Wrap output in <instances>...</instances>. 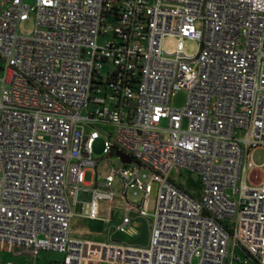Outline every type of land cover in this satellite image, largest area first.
Instances as JSON below:
<instances>
[{
	"label": "built area",
	"instance_id": "1",
	"mask_svg": "<svg viewBox=\"0 0 264 264\" xmlns=\"http://www.w3.org/2000/svg\"><path fill=\"white\" fill-rule=\"evenodd\" d=\"M32 16L34 31L20 33ZM168 35L179 41L172 53ZM185 39L199 42L196 55L184 52ZM180 91L187 100L177 109ZM98 122L116 128L104 152L119 162L104 180ZM258 148L264 0H0V244L35 259L60 253L58 264H264ZM183 169L199 177L197 195L180 181ZM117 177L125 210L114 229L131 237L132 212L150 215L158 185L146 245L72 233L82 193L91 196L89 217L110 225L99 203L116 196ZM132 187L144 192L140 204L127 197Z\"/></svg>",
	"mask_w": 264,
	"mask_h": 264
},
{
	"label": "rangeland",
	"instance_id": "2",
	"mask_svg": "<svg viewBox=\"0 0 264 264\" xmlns=\"http://www.w3.org/2000/svg\"><path fill=\"white\" fill-rule=\"evenodd\" d=\"M27 3L34 5L36 3V0H25ZM35 28V18L32 16L29 20L23 21L19 25V31L22 34H30L34 31ZM178 39L175 36L168 35L164 37L163 39V48L168 53L174 52L178 47ZM184 46V52L189 56H194L197 54L199 50V42L196 40L191 39H185L183 41ZM187 100V94L185 91L178 92L171 100V105L174 108L180 109L183 108L186 105ZM97 128L100 130L102 134V138L98 139L94 146V157L99 159L98 166L96 168V171L98 173V176L101 180H104L109 174H111L113 166H116L119 162L117 156L107 157V154L104 152V141L109 136V132L115 133L116 128L113 124L109 122H98L96 125ZM254 162L258 166H262L264 164V149L258 148L254 152L253 156ZM262 171L252 173V177L256 178ZM182 177L180 178V181L186 186L187 189H189L193 194L197 195L199 191L201 190V183L199 180V177L190 172L187 169H183ZM139 179L144 183H149L151 179V171L149 169H141L138 174ZM92 179V172L89 171L86 175V180L90 181ZM112 192L115 195H119L124 190L123 180L121 177H117L115 181L112 184L111 187ZM157 190L158 185L157 183L152 184V191L149 195L148 199V217H140L137 214L132 212V217L134 220V226L139 230L138 234L134 237L117 233L118 238H120L123 241L131 242V243H137L140 245H146L149 241V235H150V225L154 219V213L156 209V201H157ZM0 197H1V187H0ZM128 199L135 203L140 204L144 197V192L139 189L138 187H132L129 188L127 192ZM91 203L86 202L84 207V213L88 212L90 210ZM120 219L122 218V215H119ZM238 255L245 260L246 254L242 250L237 251ZM62 258V254L54 252V251H46L43 250L39 254V259H35V257L31 254L21 253L16 250V248L8 243H1L0 244V264H7L8 262H11L12 264H46L51 259L52 260H59ZM235 264H239L236 262ZM243 264H255L252 261L245 262Z\"/></svg>",
	"mask_w": 264,
	"mask_h": 264
},
{
	"label": "crops",
	"instance_id": "3",
	"mask_svg": "<svg viewBox=\"0 0 264 264\" xmlns=\"http://www.w3.org/2000/svg\"><path fill=\"white\" fill-rule=\"evenodd\" d=\"M88 173V172H87ZM90 195L87 193H82L80 198L84 200V207L86 202H89ZM83 203L72 202V210L74 216L71 222L72 233L75 236L88 240H97V241H109L117 240L123 241L118 238L117 233L114 229V226L121 222L119 215L124 214L125 206L119 195H116L112 200H103L99 203V214L101 217L110 215V225H107L103 219H92L89 217V212L84 213V208H82ZM133 218V217H132ZM138 218L137 216L135 219ZM133 218V224L134 220ZM136 228V227H135ZM137 229V228H136ZM137 231H139L137 229ZM47 262L46 264H49ZM104 264V263H100Z\"/></svg>",
	"mask_w": 264,
	"mask_h": 264
},
{
	"label": "water",
	"instance_id": "4",
	"mask_svg": "<svg viewBox=\"0 0 264 264\" xmlns=\"http://www.w3.org/2000/svg\"><path fill=\"white\" fill-rule=\"evenodd\" d=\"M117 154L122 158L124 162L131 163V159L127 157L126 155H124L123 153L118 152Z\"/></svg>",
	"mask_w": 264,
	"mask_h": 264
},
{
	"label": "trees",
	"instance_id": "5",
	"mask_svg": "<svg viewBox=\"0 0 264 264\" xmlns=\"http://www.w3.org/2000/svg\"><path fill=\"white\" fill-rule=\"evenodd\" d=\"M38 259H39V257H38ZM59 260H60V259H59ZM59 260H52V259H51L49 264H58V261H59Z\"/></svg>",
	"mask_w": 264,
	"mask_h": 264
}]
</instances>
